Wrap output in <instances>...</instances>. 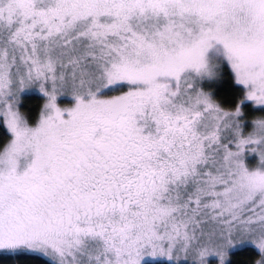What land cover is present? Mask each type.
Listing matches in <instances>:
<instances>
[{
    "label": "snow or ice",
    "instance_id": "6c2138e0",
    "mask_svg": "<svg viewBox=\"0 0 264 264\" xmlns=\"http://www.w3.org/2000/svg\"><path fill=\"white\" fill-rule=\"evenodd\" d=\"M244 244L264 264V0H0V264Z\"/></svg>",
    "mask_w": 264,
    "mask_h": 264
},
{
    "label": "trees",
    "instance_id": "16d2710c",
    "mask_svg": "<svg viewBox=\"0 0 264 264\" xmlns=\"http://www.w3.org/2000/svg\"><path fill=\"white\" fill-rule=\"evenodd\" d=\"M217 89V98L224 103H228L233 98V91L231 88V83L224 79L218 85L215 86ZM28 99L26 100V106L30 107L35 113L40 105L42 104L41 94L36 91L30 90L26 93ZM259 254L255 247L251 245H244L242 247L233 249L229 252V264H252L255 259H258ZM35 264H40V262H35ZM150 264H167L164 261H157Z\"/></svg>",
    "mask_w": 264,
    "mask_h": 264
},
{
    "label": "rangeland",
    "instance_id": "374dc122",
    "mask_svg": "<svg viewBox=\"0 0 264 264\" xmlns=\"http://www.w3.org/2000/svg\"><path fill=\"white\" fill-rule=\"evenodd\" d=\"M32 91H36V90H32ZM36 92H38V91H36ZM67 102H68V101L65 100V103H67ZM244 245H251V244H244ZM244 245H238V246H236V247L230 249V251L233 250V249H236V248L242 247V246H244ZM251 246H253V245H251ZM253 247H254V246H253ZM230 251H229V252H230ZM228 257H229V253H228ZM211 259H212V258H210V260H211ZM157 261H164V262H167V264H169L168 258H167V257H164V256H160V257H151V258H150V262H151V263H154V262H157ZM181 264H185V262H184V260H183V257L181 258ZM187 264H191V261L189 260V261L187 262Z\"/></svg>",
    "mask_w": 264,
    "mask_h": 264
}]
</instances>
